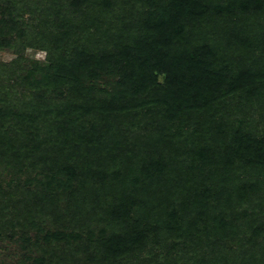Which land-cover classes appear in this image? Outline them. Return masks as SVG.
I'll use <instances>...</instances> for the list:
<instances>
[{"label": "trees", "instance_id": "16d2710c", "mask_svg": "<svg viewBox=\"0 0 264 264\" xmlns=\"http://www.w3.org/2000/svg\"><path fill=\"white\" fill-rule=\"evenodd\" d=\"M33 1L0 0V210L31 264H264V0Z\"/></svg>", "mask_w": 264, "mask_h": 264}, {"label": "rangeland", "instance_id": "374dc122", "mask_svg": "<svg viewBox=\"0 0 264 264\" xmlns=\"http://www.w3.org/2000/svg\"><path fill=\"white\" fill-rule=\"evenodd\" d=\"M19 1H21L22 3L24 0H19ZM25 1H30V0H25ZM21 3L19 4V7H21ZM35 3L36 0L33 1V4ZM45 5L46 8L50 5L48 0L46 1V3L44 2V6ZM113 8L117 12L120 7L118 5H114ZM49 12L51 13V11ZM11 33H12V37L14 38L15 34L13 32ZM48 52L49 51L46 48L28 47L23 52V54L25 55L26 59L29 60L30 62L38 63L44 67H47L49 55H50ZM18 56L19 54L16 53L11 48H5V49L0 48V62L9 63L12 60L16 59ZM101 79L103 80L102 86L106 87V79L105 78L104 79L101 78ZM159 79L162 81L164 79V76L161 75ZM247 112L248 114H250L251 117L254 118L257 116L258 113H261V112H255L253 109ZM255 120L256 121L254 122L257 123L260 128L264 127L263 115L258 116V118H256ZM42 178L43 181L46 182V185L49 184L51 188L52 186L56 185V182L52 178L50 177L49 178L42 177ZM31 185H33L32 187L41 186L40 178L36 177L32 179ZM4 209H5V205H3L0 210L1 212L0 222L4 223V226H6L7 228L6 231H4L0 235V264H31V261H33L34 258L38 255V252L36 251L35 247L29 246L31 240H33L36 236L35 232H30L28 234H24L23 232L12 233L11 224L6 222L9 209L6 210L5 213H4ZM83 231L84 233L87 232L86 230ZM165 247L166 245L162 244V242H154L152 245L150 243L149 246L146 245L145 247H142V249L136 254V256L134 255L133 264H140L139 262H144L145 259H149L150 261L153 259V261H155L158 258L159 260L160 257L164 255L165 252H167Z\"/></svg>", "mask_w": 264, "mask_h": 264}]
</instances>
